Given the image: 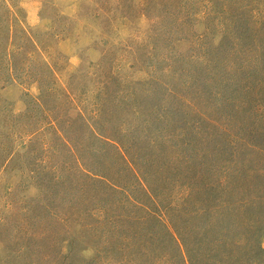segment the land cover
I'll return each mask as SVG.
<instances>
[{
  "label": "rangeland",
  "instance_id": "rangeland-1",
  "mask_svg": "<svg viewBox=\"0 0 264 264\" xmlns=\"http://www.w3.org/2000/svg\"><path fill=\"white\" fill-rule=\"evenodd\" d=\"M244 23L264 0H0V264H264Z\"/></svg>",
  "mask_w": 264,
  "mask_h": 264
},
{
  "label": "trees",
  "instance_id": "trees-1",
  "mask_svg": "<svg viewBox=\"0 0 264 264\" xmlns=\"http://www.w3.org/2000/svg\"><path fill=\"white\" fill-rule=\"evenodd\" d=\"M240 33L242 36V42L240 47L241 50L240 52H238L240 54L238 60L236 62H229L224 59L220 60V62H222V66L225 69L221 74H219L220 78L224 81L221 84V89H227L228 87H230L229 80L234 78L236 74L242 75V86L243 88L247 89L249 85L248 82L256 76L253 72V67H257L258 64H261L262 59L260 58V56L264 57V32L263 34L254 33L250 41L248 37H250L251 32L248 24L244 23V26L242 25ZM220 43L222 44V41ZM219 45H217V48H220ZM256 46H261V50L256 51V49H259ZM234 51L236 52V50ZM208 62H210V64L212 65L216 62L218 63V59L211 58V60H208ZM252 74L254 76H252ZM257 111L260 112V116L258 118L261 125L258 130V135H261L264 138V102L260 104ZM259 142H263L262 146L260 147L261 153H259L263 157V159L260 162V168L257 171L259 176H257L256 180H261L262 178L263 181L259 184V187L256 186L257 190H255L256 194L254 196L257 201L259 200V202H264V140ZM263 218L264 217H261V219ZM257 248L258 252L264 253V248H262L261 246Z\"/></svg>",
  "mask_w": 264,
  "mask_h": 264
}]
</instances>
